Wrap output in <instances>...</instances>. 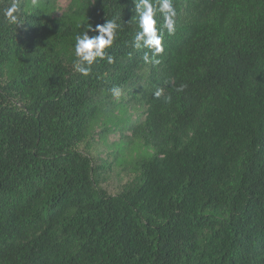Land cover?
Here are the masks:
<instances>
[{
  "label": "trees",
  "instance_id": "16d2710c",
  "mask_svg": "<svg viewBox=\"0 0 264 264\" xmlns=\"http://www.w3.org/2000/svg\"><path fill=\"white\" fill-rule=\"evenodd\" d=\"M56 1L10 24L0 0V264H264V0H173L159 63L142 0ZM107 20L84 76L75 36Z\"/></svg>",
  "mask_w": 264,
  "mask_h": 264
},
{
  "label": "clouds",
  "instance_id": "9594fccd",
  "mask_svg": "<svg viewBox=\"0 0 264 264\" xmlns=\"http://www.w3.org/2000/svg\"><path fill=\"white\" fill-rule=\"evenodd\" d=\"M38 0H32V6L36 7ZM143 10L138 16V31L133 40V47L141 49L142 45L139 43L143 41V48L151 51V57L148 52H145L143 59L146 63H159L155 57L164 51L163 39L164 30H167L169 35L175 31V17L176 9L173 5V0H142ZM19 0H12V2L4 9V17L10 24H19L20 15ZM163 16V22L159 23L158 17ZM84 30L75 36L74 55L77 58L73 62V66L84 76H87L91 71V65L97 58L103 59L106 56L105 49L110 48L116 38V24L114 20H107L103 25H97L92 29L90 24L82 27ZM89 30L98 31V35L89 36ZM108 62H112V57L107 56ZM85 62L86 65L85 66ZM181 86L178 91L182 90ZM111 94L115 97L121 95V89L114 86L110 89ZM156 97L161 96V91L155 92ZM165 102H171L172 97L166 96Z\"/></svg>",
  "mask_w": 264,
  "mask_h": 264
},
{
  "label": "rangeland",
  "instance_id": "374dc122",
  "mask_svg": "<svg viewBox=\"0 0 264 264\" xmlns=\"http://www.w3.org/2000/svg\"><path fill=\"white\" fill-rule=\"evenodd\" d=\"M57 10L56 13L60 14L63 10L66 9L68 4L70 3V0H57ZM117 134L110 133L108 136V140L112 141L117 138ZM104 145L102 143H98L95 146L94 153L101 157H106V151L104 149ZM106 180L103 182L104 186H106L109 190L118 191L119 186L124 183L128 179V175H126L123 171H121L120 168H117L115 166L110 169V171L107 173ZM130 178V176H129Z\"/></svg>",
  "mask_w": 264,
  "mask_h": 264
}]
</instances>
